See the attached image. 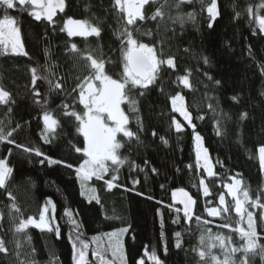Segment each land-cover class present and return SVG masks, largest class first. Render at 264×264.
I'll return each instance as SVG.
<instances>
[{
	"label": "trees",
	"instance_id": "16d2710c",
	"mask_svg": "<svg viewBox=\"0 0 264 264\" xmlns=\"http://www.w3.org/2000/svg\"><path fill=\"white\" fill-rule=\"evenodd\" d=\"M64 2V10L56 12L51 24L47 20L36 21L28 11H21L18 4L15 9L7 10L17 21L27 55H14L10 47L5 54L0 46V88L9 93L8 103L0 104V127L5 133L12 131L10 139L14 141L0 142V159H5L13 169L6 188L0 189V239L5 241L8 250L0 253V264H21V261L74 264L73 220L80 225V239L89 244L87 264L93 262L92 237L119 228L128 229L123 237L127 264H139L140 260L152 264L145 255L152 251L161 264H214L211 256L201 260L198 255L200 250L208 251L207 239L201 244V237L209 235L208 229L211 235H223L231 240L232 246L242 247L244 240L232 230L239 221L236 213L222 212L220 217H210L206 209L219 207L221 193L225 194L230 208L234 207L224 188V184L233 182L229 177L241 180V189H247L253 200L259 194L264 202V171L257 152L264 144V33L256 22L257 15L264 16V8L259 7L264 0H217L215 20H211L206 10L211 0H193L179 10L174 7L176 0H155L145 6L150 17L163 4L164 16L157 17L156 21L138 22L140 31L135 33L136 38L156 48L161 58L174 57L176 67L172 69L163 64L157 79L147 89L130 90L129 95L137 101L135 110L127 103L121 105L129 117V129L139 140L129 141L118 136L124 144L119 154L125 163L118 171H112L116 166L108 162L110 171L103 179L93 177L87 182L88 188L95 189L100 203L90 199L77 179L74 168L79 167L84 157L73 145L82 148L84 140L76 131L74 118L65 116L62 106L66 103L69 110L83 112L78 92L72 89L78 78L89 72L88 62L82 58L89 52L95 58L111 60L106 63V71L119 79L122 63L120 41L115 35L118 23L113 0ZM189 12L195 13V19H185L183 25L170 19ZM3 16L4 10L0 9V18ZM69 18L98 25L101 37H69L66 30H61ZM209 23L213 25L211 28ZM148 31L151 36L143 35ZM72 44L77 45L78 53H71ZM33 68L37 76L35 86ZM185 75L190 88L179 82L178 77ZM56 83H61L62 89H55ZM177 93L184 98V107L194 127H189L172 110L171 97ZM45 111L59 122L55 133L45 130L42 120ZM242 113L247 114L243 120ZM173 119L182 125L183 131H176ZM194 134L201 137L207 151L215 173L211 177L203 167L197 168ZM42 135L49 137V142ZM16 145L39 149L44 155L24 152L23 147ZM44 156L62 163L49 165ZM112 175L118 179L113 182L116 186L109 190L105 181ZM201 179L209 188L208 197L203 196ZM179 189L196 202L192 218L187 222L183 206L173 201L172 192ZM49 200L51 217H54L52 227L59 228V238L55 231H41L31 226L17 234L15 226L19 220L37 217ZM13 204L19 213L12 209ZM245 206L255 214L257 233L261 237L257 243L264 245V221L259 219V213L264 210ZM177 208L181 211L177 212ZM29 211H33L32 215H28ZM205 220L209 223L205 224ZM225 223L231 224V229L218 227ZM177 232L180 247L176 246ZM216 243L211 255L223 259V249ZM256 252L247 254L250 264H264L259 248ZM244 256L245 253L237 252L232 259L240 264Z\"/></svg>",
	"mask_w": 264,
	"mask_h": 264
},
{
	"label": "snow or ice",
	"instance_id": "6c2138e0",
	"mask_svg": "<svg viewBox=\"0 0 264 264\" xmlns=\"http://www.w3.org/2000/svg\"><path fill=\"white\" fill-rule=\"evenodd\" d=\"M155 0H113V9L117 18L118 29L115 32L117 39L120 41V52H121V63H122V73L119 79L113 78L106 71V63H110L111 60L105 61L102 58H95L91 52L84 55L82 58L88 62L86 66L89 67V72L87 75L79 79L75 88L72 89L73 92H78V103L82 106L83 112H78L74 109L69 110L70 106L68 104H63L65 109L64 115L70 118H74L76 122V131L83 137L84 146L81 148L79 146L73 145L77 153H82L84 159L79 164V167H75L74 171L76 173L77 179L81 184L82 189H86L90 199H95L97 203H100L98 197L95 196V190L87 187V182L93 177L96 179H103L110 171L111 165L116 166L112 171H118L119 166L125 163V158H122L119 154V150L124 146L123 142L118 139V136H122L127 140L132 139L139 140L136 133L131 131L128 127L129 117L122 110L121 105L124 103L129 104L132 110H135V105L137 104L136 99L129 95L132 88L147 89L149 85L154 83L157 79V75L160 71L161 65L166 64L169 68L175 69V59L174 57H169L167 59L161 58L158 54L157 49L150 46L147 43L141 42L135 36V33L140 31L138 22H144L148 19L153 21L157 20V17L163 19L164 13L161 10L164 5L162 4L152 16H147L145 12V6L154 3ZM167 2V0H165ZM193 0H176L174 7L179 10L181 6L185 3L191 4ZM202 2V0H201ZM17 4L20 6L21 11H28V14L32 16L36 21L47 20L50 24L53 23V17L56 12L63 11L65 2L64 0H0V9L4 10L3 18H0V46L5 50L11 49L14 55H27L23 50V45L21 42L20 29L17 27V21L14 17L8 14L7 10L15 9ZM29 6L31 8L29 9ZM259 7L264 8V4L259 5ZM208 16L211 20H215L218 16L217 11V0H211L210 4L206 8ZM249 14L252 15V9L250 8ZM173 23L177 20L183 25L185 19L194 20L195 13L189 12L187 14H180L176 17H170ZM256 22L259 26L260 32L264 33V16H256ZM159 23V22H158ZM210 28L213 26L212 23L208 25ZM62 31L66 30L69 37L81 36L88 38L90 36H95L97 38L101 37V28L98 25H94L87 20H73L69 18L64 23ZM143 35L151 36L150 31L144 32ZM77 45H71V53H78ZM187 51V49L185 50ZM204 63L207 64V57H204ZM32 83L35 86L37 76L36 69H31ZM179 82L184 85L185 88H190L189 78L187 75L178 77ZM211 79V77H209ZM219 84V81H216ZM55 89H62L61 83L55 84ZM144 92L141 91L140 95ZM34 95H39L38 92H34ZM264 95V93H262ZM233 97V100H236ZM9 100V93L0 88V104H7ZM184 98L177 93L171 97L172 110L174 112H179L180 115L187 121L189 127H194L192 124L191 117L188 111L184 107ZM211 107V105H210ZM246 113L241 114V120L246 118ZM202 118V117H201ZM42 120L45 126V130L48 133H55L58 120L52 115V113L45 111L42 116ZM172 123L175 125L176 131L179 133L183 131L180 123H177L173 119ZM2 124V122H0ZM155 135V133H153ZM219 135V131L217 132ZM13 135L12 131L5 133L4 128L0 127V142L14 143L10 139ZM42 139L45 142H49V137L42 135ZM197 142V168L203 167L207 176L211 177L215 175L211 166H209L207 159L206 149L201 151L199 144L201 137L197 134L194 136ZM166 142V141H165ZM16 147H23L21 145H16ZM24 152H34L36 156H43L44 154L39 149H30L23 147ZM257 152L259 154L261 171H264V144H261ZM203 155V165H201V157ZM44 159L48 161L49 165L60 164L62 161L51 159L44 156ZM41 163L44 161L41 160ZM147 164V161H145ZM65 167L73 168L71 164H65ZM143 170V169H141ZM13 169L9 167L5 159H0V189L6 188V183L11 176ZM155 169L153 172L155 173ZM118 179L117 175H112L110 180L105 181L107 188L110 190L116 185L113 183ZM233 182L232 184H224V188L227 195L234 201V207L226 203L225 194L221 193L218 197L219 207H209L206 209L208 216L210 217H220L221 213H229L234 211L236 215L240 218L237 221V227L232 229L239 233L242 240H244V245L242 247H231V252L226 246L227 243L230 245L231 240L224 237L223 235H211V229H208L209 235L207 237H201V244H204L207 239L208 243L206 245L208 251L200 250L198 252L201 260H204L206 256H211V260L214 264H236L232 257L237 252L245 253V256L240 260V264H250L247 254L252 253L257 254L256 250L259 248V254L261 258L264 259V245H259L257 241L261 238L257 233V220L255 214L249 210L245 205H250L252 208L264 210V202L261 200V196L258 194L253 200L249 196L247 189H241V180L235 177H229ZM135 183V181H134ZM200 187L203 191V196L208 197L210 195L209 188L205 185L203 179L200 180ZM82 195H85V191H82ZM179 195V199L177 196ZM9 199H12L11 193H8ZM174 203H179L183 205V215L186 218L185 222L191 220L192 207L196 203L191 196L183 189L172 192ZM208 203H211L209 200ZM51 200L47 201L44 208L39 213V219L36 220L32 217L25 219H20L19 223L15 226V232L17 234L24 233L28 227H35L41 231L47 230L49 232L55 231L57 237L59 238V228H53L54 217H48L47 213L49 211V205H51ZM12 209L19 213V208L13 204ZM177 212L181 209L177 208ZM68 215L69 213H65ZM11 215V213H10ZM200 218L197 217V220ZM259 219L264 221V211L259 213ZM247 224V229L241 227L240 225ZM74 227L72 231L76 234L75 239L72 240L73 245V261L74 264H87V252L89 249V244L80 239L81 233L79 232L80 225L73 220ZM205 224L209 221L205 220ZM218 227L230 228L231 224L225 223L218 225ZM127 228H121L116 232L106 233V242L104 238H93L95 243V248L92 251L93 259L98 261V264H126V258L123 249V234L127 233ZM177 247H180L179 237L180 233L177 232ZM31 238L29 237V240ZM71 239V237H70ZM223 249L225 256L223 260H220L217 256L211 255V249L217 246ZM19 248V243L17 244ZM7 248L5 241L0 239V253H7ZM109 255L111 258H109ZM149 256L152 264H161L155 251L150 254L145 253ZM21 264H27L26 261H21ZM139 264H144L143 260Z\"/></svg>",
	"mask_w": 264,
	"mask_h": 264
},
{
	"label": "rangeland",
	"instance_id": "374dc122",
	"mask_svg": "<svg viewBox=\"0 0 264 264\" xmlns=\"http://www.w3.org/2000/svg\"><path fill=\"white\" fill-rule=\"evenodd\" d=\"M68 19H66L65 21H67ZM74 20V19H73ZM65 23V22H64ZM177 114L179 115V117L181 118V119H183V121L184 122H186L187 123V121H185L184 120V118L180 115V113L179 112H177ZM188 124V123H187ZM182 126V125H181ZM195 135H197V134H194V136ZM193 140H194V150L197 152V142L195 141V139L193 138ZM199 147H200V149H201V151L203 152V150H204V148H203V146H202V141H200V144H199ZM259 155V154H258ZM49 156H52L51 155V152H49ZM208 159V158H207ZM203 162H204V160H203V155H202V157H201V165H203ZM208 163H209V166H211V163H210V160H208ZM202 167V166H201ZM89 188H92V187H89ZM93 189V188H92ZM95 190V189H94ZM95 195H96V192L94 193ZM49 207V211H48V213H47V216L48 217H51V207L50 206H48ZM44 208V206L40 209V211L42 210ZM32 213H33V211H29L28 212V215H32ZM33 218V217H32ZM34 219H36V220H38L39 219V215L37 216V217H34ZM240 219V218H239ZM241 227H243V228H245V229H247V224H246V222L245 223H243V224H241L240 225ZM119 229H121V228H119ZM119 229H116V230H113V231H111L110 230V232H106V233H111V232H116V231H118ZM106 233H102V234H98V235H94L93 237H92V243H93V250H94V248H95V243H94V241H93V238L95 237V238H104L105 239V242H106V237H105V234ZM126 234V233H125ZM125 234H123V236H122V241H123V237L125 236ZM226 246L228 247V249H229V253L231 252V247H232V245L230 244H226ZM123 249H124V255H125V258H126V253H125V248H124V243H123ZM222 254H223V256H225V254H224V251H222ZM237 254V253H236ZM235 254V255H236ZM109 258H111L110 257V255H109ZM220 260H223L224 259V257H223V259H221V257L219 258ZM141 261V260H140ZM139 261V262H140ZM92 264H98V261L97 260H95V259H93V262H92ZM126 264H127V259H126Z\"/></svg>",
	"mask_w": 264,
	"mask_h": 264
},
{
	"label": "water",
	"instance_id": "95a60500",
	"mask_svg": "<svg viewBox=\"0 0 264 264\" xmlns=\"http://www.w3.org/2000/svg\"><path fill=\"white\" fill-rule=\"evenodd\" d=\"M31 7V6H30ZM177 199H179V195L177 196ZM183 206V205H182Z\"/></svg>",
	"mask_w": 264,
	"mask_h": 264
}]
</instances>
